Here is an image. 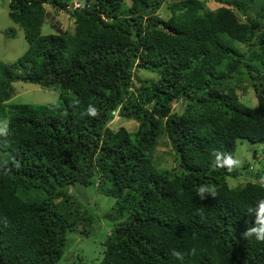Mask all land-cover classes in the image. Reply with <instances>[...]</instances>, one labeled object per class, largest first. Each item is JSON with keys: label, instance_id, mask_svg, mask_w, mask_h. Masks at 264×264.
I'll return each mask as SVG.
<instances>
[{"label": "trees", "instance_id": "trees-1", "mask_svg": "<svg viewBox=\"0 0 264 264\" xmlns=\"http://www.w3.org/2000/svg\"><path fill=\"white\" fill-rule=\"evenodd\" d=\"M165 2L9 0L27 48L0 62V104L17 73L58 89L59 107L0 108L10 121L0 137V264H58L67 233L89 237L95 215L66 192L78 187L86 202L90 185L114 199L116 214L105 216L113 223L98 264H264V242L242 236L249 207L264 198V175L229 187L236 170L212 163L213 150L234 156L237 140L264 144V0ZM44 5L65 10L73 32L41 35ZM139 70L156 78H136ZM246 85L252 108L236 94ZM89 105L94 117L82 115ZM114 112L137 130L109 129ZM163 135L174 163L166 171L153 163ZM200 185L214 186L215 199L199 200Z\"/></svg>", "mask_w": 264, "mask_h": 264}, {"label": "rangeland", "instance_id": "rangeland-1", "mask_svg": "<svg viewBox=\"0 0 264 264\" xmlns=\"http://www.w3.org/2000/svg\"><path fill=\"white\" fill-rule=\"evenodd\" d=\"M180 0H166L165 4L170 2H177ZM9 0H0V62L3 65H11L14 63L26 50L27 42L23 37V31L15 25L7 15V4ZM84 0H68V5L77 7L81 6ZM88 2L87 4H90ZM206 6L214 10L219 5L212 1H207ZM45 14L44 21L40 29L41 35H62L64 33L73 32V21L68 17L65 10H58L49 5H44ZM157 14L161 18L170 15L169 10L165 6H161ZM251 17L248 11L242 19ZM244 52L245 47L239 46ZM136 78L151 80L155 79V75L148 73V71H140ZM137 85V83H135ZM247 86V85H246ZM10 97L7 101L0 104V108L4 112L7 110L8 104H25L32 107L49 106L55 111L59 107V91L56 88L45 89L40 86L30 83H24L17 78V73L13 76L10 82ZM236 94L241 103L247 107H254L256 98L251 88L243 91L236 90ZM171 114H179L182 107L181 102H171ZM0 117L6 119L0 111ZM106 126L112 131H116L122 127L127 132L133 133L138 128V122L119 118L116 112L111 114V118L106 122ZM234 157L241 161V165L234 170L237 172V177L226 178V183L229 187H235L237 184L248 182H261L264 175V144L256 143L250 144L246 140H237ZM153 163L158 170L166 171L173 166L172 150L169 147L166 136L163 135L158 140V146L155 149ZM78 187L69 188L67 194L75 197L82 205L91 208L96 220L94 223V230L87 238L81 237L77 233H67V245L63 258L58 264H98L101 260L103 246L102 243L109 235L112 228V221L106 219V215L113 213L116 221V214L110 211L114 203V199L99 194L96 189L90 185L85 188V200H82L77 195ZM92 214V215H93ZM93 215V216H94Z\"/></svg>", "mask_w": 264, "mask_h": 264}, {"label": "clouds", "instance_id": "clouds-1", "mask_svg": "<svg viewBox=\"0 0 264 264\" xmlns=\"http://www.w3.org/2000/svg\"><path fill=\"white\" fill-rule=\"evenodd\" d=\"M96 112L97 109L95 106L89 105L82 115L94 117ZM9 125L10 121L8 119L0 120V137H7L10 134ZM212 156L214 157L212 162L213 166L226 169L229 172L241 165V161L234 157L231 153L213 150ZM260 187L264 189V184H261ZM216 196L217 190L211 185H200L196 191V197H198L201 201L208 197L215 199ZM247 215L250 217V223L252 226L246 227L242 236L247 240L254 238L257 242H264V198L258 199L253 206H250ZM187 254L195 255L196 249H190ZM171 255L177 260H183L185 257V253L177 249H173L171 251Z\"/></svg>", "mask_w": 264, "mask_h": 264}, {"label": "water", "instance_id": "water-1", "mask_svg": "<svg viewBox=\"0 0 264 264\" xmlns=\"http://www.w3.org/2000/svg\"><path fill=\"white\" fill-rule=\"evenodd\" d=\"M68 10H70V9H68ZM138 67V66H137Z\"/></svg>", "mask_w": 264, "mask_h": 264}]
</instances>
